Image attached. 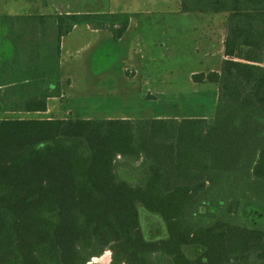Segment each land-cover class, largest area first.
Instances as JSON below:
<instances>
[{"label": "trees", "instance_id": "obj_1", "mask_svg": "<svg viewBox=\"0 0 264 264\" xmlns=\"http://www.w3.org/2000/svg\"><path fill=\"white\" fill-rule=\"evenodd\" d=\"M180 11L227 13L219 71L191 75L217 85L214 115L1 118L0 264H86L105 251L109 264H264V0H181ZM128 23L0 15L12 47L0 54V112H42L60 96L61 38L75 26L118 41ZM138 205L164 237L145 236Z\"/></svg>", "mask_w": 264, "mask_h": 264}, {"label": "rangeland", "instance_id": "obj_2", "mask_svg": "<svg viewBox=\"0 0 264 264\" xmlns=\"http://www.w3.org/2000/svg\"><path fill=\"white\" fill-rule=\"evenodd\" d=\"M29 4L19 7L15 11L44 13V15L69 13H95L97 11H113L112 13L128 17L132 32L141 27L139 40L135 38L129 43L121 42L119 45L107 42L102 45L94 43L83 44L82 39L72 42V55L85 59L93 52V63L88 68L96 79L105 84L96 94L94 87L84 90L88 102L97 103L100 108L96 116L104 118H154V117H212L215 111L217 98V85L211 82L196 84L191 80L194 73H208L219 71L221 61L224 59L223 42L226 32L227 13L219 14H159L160 12L174 13L175 9L147 10L138 14L124 12V0H29ZM145 2V0H143ZM128 11V9H126ZM152 11V12H151ZM106 13V12H104ZM79 31H83L79 27ZM103 31V30H99ZM131 32V33H132ZM7 27L0 26V54L3 58L12 56V47L5 40ZM73 36H71L72 38ZM71 45V44H70ZM76 45L78 47H76ZM66 52V51H65ZM125 55L129 54L127 58ZM61 57V56H60ZM75 60V59H74ZM73 60L72 65L66 62L60 65V77H64L59 85L64 100L71 96L72 88H67L69 80L65 78L68 73H75L82 66L81 60ZM264 67V62L262 64ZM102 78V79H101ZM92 80V83L96 82ZM77 81V80H75ZM80 81H83L82 79ZM99 81V82H100ZM78 82V81H77ZM62 83V84H61ZM81 84V83H80ZM112 86V88H108ZM86 101V100H84ZM94 105V104H92ZM96 113H92L93 116ZM85 115V114H82ZM10 112H0V118H13ZM121 162L118 165L120 177L131 183H137L140 172L137 167ZM247 203L239 211L240 218L247 221ZM140 222L145 236L148 239L165 236L162 221L158 216L150 214L141 205H138ZM184 251L188 257L200 253L197 247H187ZM109 251L103 252L99 257H93L86 264H109ZM159 264H169L160 259Z\"/></svg>", "mask_w": 264, "mask_h": 264}, {"label": "crops", "instance_id": "obj_3", "mask_svg": "<svg viewBox=\"0 0 264 264\" xmlns=\"http://www.w3.org/2000/svg\"><path fill=\"white\" fill-rule=\"evenodd\" d=\"M180 1L181 0H124L123 4L125 6L124 12L127 14H136L138 13L136 10L133 12L131 11L134 8H138L139 13L138 14H143L146 13L142 11V9H147V10H169L171 8L175 9L174 13L170 12H160L159 14H178V15H196V14H205V13H200V12H189V13H184L180 11ZM30 2L29 0H0V15H26V14H32V12H19L15 11V6L16 4L21 7L27 6ZM128 9V11H126ZM112 13L113 11H97L95 13ZM152 12V11H151ZM210 13V12H208ZM38 14H44L39 12ZM58 14H62L59 12ZM211 14H219V13H211ZM82 27L83 31H79V27ZM141 31V27H136L135 30L131 29L130 24L127 27V30L123 34V36L118 40L114 41L111 37V35L107 31H99V30H94L91 29L87 25H78L73 28V30L67 34L66 36H63L61 38V43H60V48H61V54H60V65L62 66V63L66 62L68 65H72L73 60H81L80 62L83 63L82 66L79 68V71L75 73L77 78H74V72L73 73H68L65 75V78L69 80V83L67 85V88H72L71 91V96H69L68 100H64L63 97L65 95V92L63 91L62 94H60L59 97H51L47 99L46 102V110L39 112H27V111H19V112H10L14 114L13 118H35V119H51V118H104L101 116H96L98 111L105 110L102 107L100 108V105H97V103H90L88 102V99H86L87 95L83 93L84 90L88 89L89 87H94L93 90L96 94L98 93V90L103 88L105 84L99 80L100 78L96 79L98 77L97 75H92V73L89 71V64L93 63V52L90 56H88L85 59H79L78 57H75L72 55V50L70 48H67L65 50L66 46V39L68 38V46L72 47V42H74L77 39L83 38V44L80 45H85V43H94L95 45L99 46L102 44H105L107 42H113V44L119 45L121 42L129 43L135 38L139 40L140 34L139 32ZM132 32V33H131ZM71 36H73L71 38ZM71 44V45H70ZM76 45V47H78ZM66 51V52H65ZM129 54L125 55V58H127ZM74 60V61H75ZM92 65V64H91ZM64 80V77L61 75L60 77V82L61 80ZM83 81H80V80ZM96 79L95 83H92V80ZM102 79V78H101ZM77 80V81H75ZM100 81V82H99ZM81 83V84H80ZM62 84V83H61ZM109 88H112V86H108L107 90ZM86 97V98H85ZM86 100V101H84ZM94 104V105H92ZM92 113H96L93 116L91 115ZM85 114V115H82ZM108 118H113V117H108ZM122 118H131V117H122ZM1 119V118H0Z\"/></svg>", "mask_w": 264, "mask_h": 264}]
</instances>
